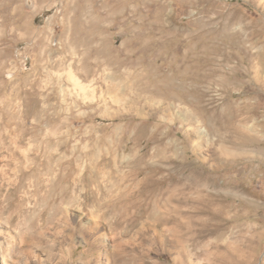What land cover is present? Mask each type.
I'll return each instance as SVG.
<instances>
[{"label": "rangeland", "instance_id": "374dc122", "mask_svg": "<svg viewBox=\"0 0 264 264\" xmlns=\"http://www.w3.org/2000/svg\"><path fill=\"white\" fill-rule=\"evenodd\" d=\"M32 1L0 0L2 235L42 230L47 264H264V0Z\"/></svg>", "mask_w": 264, "mask_h": 264}, {"label": "bare ground", "instance_id": "6f19581e", "mask_svg": "<svg viewBox=\"0 0 264 264\" xmlns=\"http://www.w3.org/2000/svg\"><path fill=\"white\" fill-rule=\"evenodd\" d=\"M202 131V130H201ZM169 202L173 201L175 202L176 204H184V202L182 201H185V199L181 200L179 197L176 199L174 196H173V199H169L168 200ZM204 207V206H203ZM202 209V208H200ZM203 210V209H202ZM175 211V212H174ZM170 212H174L175 214H177L178 212V207H173L171 209ZM116 224L115 225H112L111 228L112 230H116L118 227L121 226V224L123 222H125V217L121 214H117L116 215ZM155 221H159L161 222V224H163L164 226L168 225L169 223H173V225L175 227H180L182 226L181 222L179 221L180 219V215H172V214H168L167 215H161L159 217H156V218H153ZM79 222H81V220H79ZM160 224V225H161ZM13 226V225H12ZM2 227V226H0ZM16 225L14 226V228H3L4 229V233L2 235V230L0 228V264H47L48 262V257L52 259L53 257V261L56 259L60 262H64L65 261V257H57V258H54V255L53 252L55 250V247L53 244H49L50 246H47L46 248V251L44 253H46L47 256H45L46 258H42L41 256L37 255L36 254V250L33 249V247H31L30 245H28L29 243L28 242H32L36 237L37 239H41L44 237V232L41 230V231H38L37 233L34 232V231H31V228H21L22 229H25V231L27 232L26 233V236L23 235L21 236L22 234H20V229L19 228H15ZM90 227V226H89ZM88 227V228H89ZM96 225L94 227H90L89 230H90V233H89V243H88V246H89V252H93V249H94V245L96 242H98L99 244H103L106 248V234L104 233L103 230H100L99 231V235L96 237L95 235H93L91 233V231H95L96 229L98 228H95ZM41 229V228H40ZM61 229V228H60ZM187 229V228H186ZM185 229V230H186ZM54 230V229H53ZM79 231L82 230V228H78ZM77 230V231H78ZM176 230V229H175ZM181 230V229H180ZM179 230V231H180ZM20 231V232H19ZM58 229L56 228L53 232V235H54V238L51 239V241L53 240V243L56 242L58 239V237L61 238V235L60 233H58ZM187 231V230H186ZM23 232V231H22ZM71 232V231H69ZM174 231H172L171 233H173ZM35 233V234H34ZM72 233V232H71ZM86 233V232H85ZM97 233V232H96ZM155 233V232H154ZM175 234L172 235L173 237H177L176 235L178 234L179 235V232H177V230L174 232ZM191 233V232H190ZM190 233H188L187 235H189ZM34 235H35V238H34ZM77 235V234H76ZM157 235V239L160 243L163 242V238H162V235L161 234H156ZM87 236V235H86ZM22 237V238H21ZM67 238H71L72 237V234H68L66 236ZM182 237V236H180ZM49 238V237H48ZM51 238V237H50ZM64 238V237H63ZM190 238V235L189 237ZM25 239V240H24ZM184 239V238H183ZM73 240V239H72ZM60 241V240H59ZM179 241V240H178ZM50 242V241H49ZM182 242V240H181ZM18 243L19 244H22L21 245V248L17 247L18 246ZM43 243V241H42ZM61 244V242H60ZM59 244V247L61 248L62 245ZM36 245V244H35ZM38 245V244H37ZM58 245V244H57ZM23 246V247H22ZM87 246V245H86ZM100 246V245H99ZM98 246V247H99ZM45 247V246H44ZM120 245L117 243L116 245H114L113 247V251L115 252V250L117 248H119ZM62 249V248H61ZM99 249V248H98ZM121 248H119L120 250ZM119 252V251H117ZM112 253V252H111ZM111 253L110 251L106 250V261L104 264H110L111 260H112V257H111ZM45 255V254H44ZM63 256V255H62ZM113 256V254H112ZM56 257V256H55ZM55 260V261H56ZM57 262V261H56ZM63 264V263H61Z\"/></svg>", "mask_w": 264, "mask_h": 264}, {"label": "water", "instance_id": "95a60500", "mask_svg": "<svg viewBox=\"0 0 264 264\" xmlns=\"http://www.w3.org/2000/svg\"><path fill=\"white\" fill-rule=\"evenodd\" d=\"M25 5L27 8H32L33 7V1L32 0H24Z\"/></svg>", "mask_w": 264, "mask_h": 264}, {"label": "crops", "instance_id": "0c3cea01", "mask_svg": "<svg viewBox=\"0 0 264 264\" xmlns=\"http://www.w3.org/2000/svg\"><path fill=\"white\" fill-rule=\"evenodd\" d=\"M227 121H228V120L223 121V125H224V124H227Z\"/></svg>", "mask_w": 264, "mask_h": 264}]
</instances>
